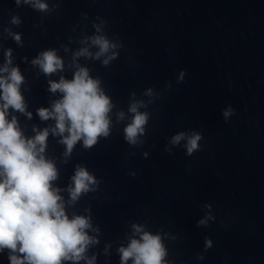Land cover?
Listing matches in <instances>:
<instances>
[{"label":"clouds","instance_id":"1","mask_svg":"<svg viewBox=\"0 0 264 264\" xmlns=\"http://www.w3.org/2000/svg\"><path fill=\"white\" fill-rule=\"evenodd\" d=\"M19 5L21 0H15ZM34 8L45 10L46 5L40 0H23ZM18 24L17 17L12 18ZM19 42V35L15 36ZM99 51L95 56L109 52L117 47L103 36L91 39ZM76 56L91 55L82 49ZM7 62L0 73V252L8 250L10 264H62L63 261H80L89 244L95 242L87 234L91 228L90 218L65 212L60 189L53 187L58 177L57 169L51 160L45 158L48 129L37 132L33 138H26L21 132L17 120H8V109L25 112L24 98L20 92L23 76L18 68L12 67L11 52L6 53ZM115 58V54L108 59ZM104 60V64L108 63ZM33 64L38 65L45 74L55 73L63 68L62 60L54 50L42 52ZM50 91L62 93V98L52 104L51 110L41 108L38 115L41 120L52 118L56 121L54 134L63 137L61 143L66 146L65 155H69L74 145L83 140V145L90 148L97 143L100 136L109 135V113L112 102L99 87V81L89 76L86 68H79L73 79L63 77L59 82L50 81ZM151 95V90L148 91ZM229 108L223 112L225 120L233 114ZM129 112L133 114L131 122L124 128L125 140L131 144L138 143V136L143 135L148 121V114L138 111V104L132 103ZM31 118V113H27ZM123 118V113H120ZM67 133L65 136L64 134ZM202 135L193 132L187 135L180 132L171 138L173 145L186 140L189 156L200 150ZM74 186L68 191L72 201L82 193L89 191L95 179L82 167L76 169L72 177ZM200 223H204L201 221ZM139 239L133 238L127 247L119 249L121 264H164L166 251L158 235L142 231L134 225ZM211 242H208L210 246ZM88 264H92L89 260Z\"/></svg>","mask_w":264,"mask_h":264}]
</instances>
